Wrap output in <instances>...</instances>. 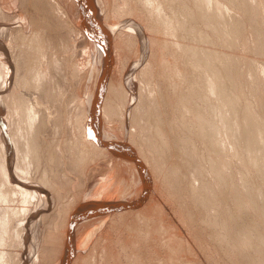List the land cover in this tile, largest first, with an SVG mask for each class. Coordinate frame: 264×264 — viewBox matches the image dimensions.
<instances>
[{
    "label": "bare ground",
    "instance_id": "6f19581e",
    "mask_svg": "<svg viewBox=\"0 0 264 264\" xmlns=\"http://www.w3.org/2000/svg\"><path fill=\"white\" fill-rule=\"evenodd\" d=\"M30 1L35 7L41 3ZM48 1L75 29L73 47L82 31L87 39L81 66L87 67V83L74 106L62 99L63 91L60 107L52 104L56 95L41 76L61 67L54 49L62 40L44 42L40 34L61 31V21L54 15L38 21L30 16L28 24L21 17L27 27L20 33L34 31L25 36L31 54L24 66L33 80L28 86L38 93L22 99L11 95L5 116L13 151L0 123V264H24L27 251L36 260L38 222H27L47 206L41 190L49 191L59 217L61 206L70 209L44 236L36 264H195L199 251L201 264L216 260L207 256L213 246L204 230L198 231V213L217 212L202 223L215 225L217 219L220 230L223 103L218 98L217 111L211 110L208 80L194 73V59L204 55L192 45L193 0H68L71 9L82 6L78 24L69 21L62 0ZM111 1L116 5L110 8ZM67 42L60 46L64 54ZM47 49L54 56L47 57ZM1 55L0 89L10 77ZM68 56L79 73L81 62ZM131 80L139 84L136 94ZM98 172L100 181L89 188ZM194 180L200 194L203 184L213 182L218 197L208 193L206 202H196ZM184 192L188 201L182 204ZM160 247L165 257L158 255ZM183 253L195 259L184 260Z\"/></svg>",
    "mask_w": 264,
    "mask_h": 264
},
{
    "label": "rangeland",
    "instance_id": "374dc122",
    "mask_svg": "<svg viewBox=\"0 0 264 264\" xmlns=\"http://www.w3.org/2000/svg\"><path fill=\"white\" fill-rule=\"evenodd\" d=\"M20 1L22 0H0V55L2 54L3 56H1L6 59L4 61L7 62L10 72L6 85L0 89V99H2L3 104V113L0 112V123L6 139L11 144V151H13V146L10 142L11 138L5 116V111L8 110L7 106L9 105V109H11V102L14 100L11 95H14L16 99H22L33 98L38 93L28 86V83L31 84L33 80L31 73L26 71L24 66L25 55L31 54L26 45L25 36L32 37L34 31L26 34L20 33L19 29L24 27L23 29L26 30L27 27L26 22L21 17L26 16L25 20L28 24V17L30 16L38 21L40 18H44L45 15H54L56 22H59V19L61 21V31L50 32L51 34L42 32L40 34L44 42L45 38H55V36L62 40L54 49L55 55H59L56 57L61 63V67L52 76H41L48 84L49 89L56 95L52 104L60 107L58 100L62 96H59V92L63 91L64 97L62 99L66 102L68 98V103L70 102L73 104L71 106H74L76 103V101L74 103V100L79 98L76 96H79L80 92L81 94L84 92L87 83L85 81L87 67L84 70L81 67L82 62L86 59L84 47L87 44L83 31L79 34L75 47H73L71 39L76 35L75 29L71 25L69 26L67 21H64L62 13L55 9L56 7L48 0H41V3L37 4L36 7L31 4L30 0H27V2L26 0ZM65 1L62 0V4H66V8L69 9L68 12L71 16L69 21L71 19L77 23L82 6L72 7L71 9L68 0ZM113 5L116 4L111 1L110 8ZM192 6L193 18L190 21L191 29H193L192 45H194L193 48L196 53L204 55L203 58L194 59V73L197 77L204 74L205 79L208 80L210 91L208 101L211 110L213 112L217 111L215 100L218 101V98H221L223 103L222 174L224 182L222 188L223 214L220 230L218 231L219 222L217 219L214 221L215 225L209 226L204 222L202 223L203 220L206 223L209 222L208 217L214 216L215 213L217 215V212L213 211L214 209H209L213 212H210L212 215L210 214L208 217L205 216L206 214H199L194 205H192L193 210L191 209L197 212L199 219H201V222H199L200 230L198 231L202 233L204 230L203 234L213 246L207 251V256L216 259H212L210 262L203 258V263L264 264V0H193ZM1 32L4 33L3 37ZM11 37L13 40L10 47L7 43ZM66 42L67 51L64 54L60 46ZM69 52L76 55L74 56L76 62L78 60L81 62L80 66L77 67L81 69V72L75 73L73 67L71 68V58H66ZM146 52L149 54L148 49ZM46 53L47 57L54 56L51 54L50 49H47ZM18 57L21 59L19 67L16 64ZM64 57L68 59L69 63L63 59ZM131 66L132 63L129 62V67ZM138 85L135 81H130V89L133 94L137 93ZM39 99L47 100L45 97ZM217 106L219 105L217 104ZM130 118H132V115H130ZM213 148L215 149L214 145ZM14 167L15 163L12 170ZM215 169L217 170V168ZM95 176H97V179L90 182L89 188H95L102 177L99 172ZM213 184V182L203 184V191L200 194L201 186H199V182L194 180V190L191 189L195 192L194 200L196 202L199 200L200 202H206V194L208 193H212L217 198L218 195L213 191L216 185ZM184 188L187 192L188 186L184 185ZM41 191L42 194L48 197L47 206L40 209L37 215L33 214L27 222V224L38 222L37 258L34 261L27 251L22 256L24 264H36L38 262V252L43 246L44 236L52 231V225L55 222L61 221L62 223L63 213L66 209L67 211L70 209V207L61 206V212L64 211L59 217L55 213L56 211H53L55 210V203L49 191ZM185 192L182 204H184V201H188ZM70 201L72 205L76 203L75 199ZM42 215L46 217L49 215L44 222H40L43 218ZM176 221H178V218L175 219ZM197 223L194 221L193 224ZM217 236L223 238L218 240ZM189 240L191 241L192 238L189 237ZM216 247H220L218 252H216ZM159 249L161 251L158 250V255L165 257L164 247ZM202 253V251H199V255H196L198 263L195 260V264H201L199 256H202ZM192 256L195 259L194 255ZM192 256L182 254L184 260L188 259L186 257L190 259Z\"/></svg>",
    "mask_w": 264,
    "mask_h": 264
}]
</instances>
